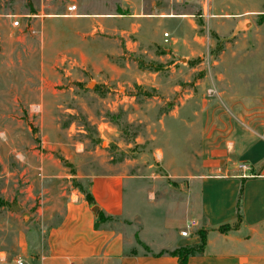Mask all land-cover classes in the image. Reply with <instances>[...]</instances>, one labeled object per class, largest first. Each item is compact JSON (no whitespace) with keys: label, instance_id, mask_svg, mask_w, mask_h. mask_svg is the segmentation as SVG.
I'll use <instances>...</instances> for the list:
<instances>
[{"label":"rangeland","instance_id":"374dc122","mask_svg":"<svg viewBox=\"0 0 264 264\" xmlns=\"http://www.w3.org/2000/svg\"><path fill=\"white\" fill-rule=\"evenodd\" d=\"M263 120L264 0H0V253L91 176L164 195Z\"/></svg>","mask_w":264,"mask_h":264},{"label":"crops","instance_id":"0c3cea01","mask_svg":"<svg viewBox=\"0 0 264 264\" xmlns=\"http://www.w3.org/2000/svg\"><path fill=\"white\" fill-rule=\"evenodd\" d=\"M242 21L252 26L237 35L254 27ZM247 123L234 122L198 172L164 195L138 177L91 176L93 203L73 192L55 225L20 230L0 264H181L170 253L198 247L201 233L205 245L188 264H264V120Z\"/></svg>","mask_w":264,"mask_h":264},{"label":"trees","instance_id":"16d2710c","mask_svg":"<svg viewBox=\"0 0 264 264\" xmlns=\"http://www.w3.org/2000/svg\"><path fill=\"white\" fill-rule=\"evenodd\" d=\"M85 198L90 202L93 203V200L88 192H84ZM224 229V228H222ZM220 228V230H222ZM201 237V244L196 248H184L180 250H175L170 253L172 256L178 257L181 264H188V257L194 255L195 253H200L205 245V236L203 233L200 234Z\"/></svg>","mask_w":264,"mask_h":264},{"label":"built area","instance_id":"2783aa9c","mask_svg":"<svg viewBox=\"0 0 264 264\" xmlns=\"http://www.w3.org/2000/svg\"><path fill=\"white\" fill-rule=\"evenodd\" d=\"M48 1V0H46ZM170 3L172 4H177V5H184V4H188V3H192L194 0H168ZM76 11H77V6L75 4H72V5H68L66 7V12L68 15L70 16H73L76 14ZM13 26L14 27H17L19 26V22L18 21H15L13 23ZM168 35L169 34H165V38H168ZM242 168H245V166H243ZM195 226V222L194 221H189L186 225V228L184 231H182L180 234L182 237H187L189 235V230ZM18 264H22L21 262H19Z\"/></svg>","mask_w":264,"mask_h":264},{"label":"water","instance_id":"95a60500","mask_svg":"<svg viewBox=\"0 0 264 264\" xmlns=\"http://www.w3.org/2000/svg\"><path fill=\"white\" fill-rule=\"evenodd\" d=\"M251 26H252V23L250 21H241V22H239L236 25V28H235V30L232 33V37L236 36L239 32H243V31L251 28ZM182 61L186 62V59H182Z\"/></svg>","mask_w":264,"mask_h":264}]
</instances>
